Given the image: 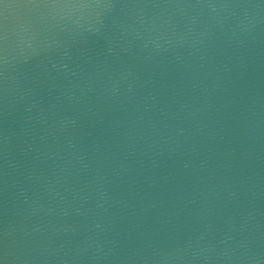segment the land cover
<instances>
[{
    "label": "water",
    "instance_id": "1",
    "mask_svg": "<svg viewBox=\"0 0 264 264\" xmlns=\"http://www.w3.org/2000/svg\"><path fill=\"white\" fill-rule=\"evenodd\" d=\"M0 264H264V0H0Z\"/></svg>",
    "mask_w": 264,
    "mask_h": 264
}]
</instances>
